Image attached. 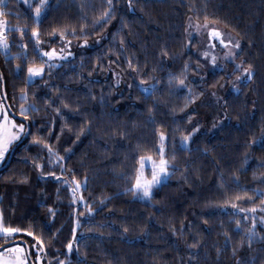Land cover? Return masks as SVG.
I'll return each mask as SVG.
<instances>
[{
  "label": "trees",
  "instance_id": "16d2710c",
  "mask_svg": "<svg viewBox=\"0 0 264 264\" xmlns=\"http://www.w3.org/2000/svg\"><path fill=\"white\" fill-rule=\"evenodd\" d=\"M34 6L29 8L24 0H4L5 11L11 13L6 17L9 28H26V34L22 38L18 30L6 33L10 48L7 57L0 51V86L16 118L22 120V89L39 111L24 121L31 134L12 146L11 157L0 168V209L13 225H37L35 231L43 234L46 243L43 263L264 264V221L259 219L264 213L256 215L257 235L249 247L251 214L237 230L235 221L244 213L233 215L236 210L222 203L225 192L234 197L245 190L254 199L237 203L251 208L261 199L253 190L264 191V148L251 143L264 135V0H132L131 7L129 0H113L112 17L99 25L94 21L108 7L107 0H49L39 23L45 50L57 47L60 40L58 34L49 35L52 29L66 24L77 28L79 38L70 37L72 41L83 43L81 24L86 25L88 41L104 39L59 61L42 79L26 83L29 63L41 62L31 37L37 26ZM197 14L201 22L204 15L217 18L218 25L238 37L241 47L236 58L245 67L251 63L255 75L239 85L238 93L225 96L226 122L218 130L196 133L182 146V136L192 130L193 106L204 96V86L215 89L225 77L216 70L204 82L195 79L199 59L188 49L185 29L187 16L195 20ZM23 44L28 45L26 56L14 58L25 51ZM162 49L168 55H162ZM129 59L142 71L130 69ZM186 63L188 87L177 90L175 83L168 84L169 74H180ZM112 67L129 78V87L122 92L110 75ZM151 77L157 79L158 90L148 96L137 85L142 78L152 82ZM189 88L197 98L184 107ZM46 100L55 103L49 106ZM61 101L70 107L64 108ZM56 106L64 118L55 112ZM158 130L167 134V152L176 157L175 170L153 190L151 199H141L125 189L131 186L128 177L134 175L136 158L148 154L141 149H154L157 144ZM33 136L44 137L66 157L61 162L62 179L87 177L76 195L82 194L94 209L90 215L83 202H73L67 186L47 175H60L61 169L48 163L46 147L34 143ZM35 164H43V170ZM221 174L227 189L221 187ZM79 213L83 215L78 217ZM77 218L78 248L74 246L69 254L66 245ZM195 241L198 247L190 248Z\"/></svg>",
  "mask_w": 264,
  "mask_h": 264
},
{
  "label": "snow or ice",
  "instance_id": "6c2138e0",
  "mask_svg": "<svg viewBox=\"0 0 264 264\" xmlns=\"http://www.w3.org/2000/svg\"><path fill=\"white\" fill-rule=\"evenodd\" d=\"M132 0H129V6L131 7ZM24 3L32 8L33 4V19L36 22V27L32 28L31 37L35 40L33 45V50L37 51L38 59L41 61L39 64L34 62H30L27 67V78L26 83L34 82L36 78H43V74L46 70H50L53 67H57L58 61H62L72 56L73 53L70 51L72 46V38H79L77 33V28L74 24H66L62 27H56L52 29V32L49 34L52 37H55L57 34L60 38L61 46L59 48L52 47L49 50H45L42 45L45 41L40 39V29L39 23L41 19L47 14L49 0H39L38 3L35 0H24ZM108 7L103 10L100 16L94 21V25L102 24L108 20L113 15V0H107ZM11 13L5 11L4 0H0V51H3L5 56L7 57L8 50L10 48V44L8 41V37L6 32L12 30H18L21 33V37L26 34V28L20 27L18 29H10L7 27L8 21L7 16ZM81 19L86 20L87 17L83 16ZM217 18H210L208 15H204L203 23H201L200 17L197 14L195 20L192 16H190L187 20V27L185 31L191 37L194 32L204 33L207 39V46L202 51V56L205 59L210 58L212 65L217 64V56L215 55V49L217 46H222L227 51L224 53V59L228 61H235L237 51L240 49L241 44L238 39L233 37L231 34L225 33L222 29L217 27L218 24ZM86 25H80V34L84 35L83 44H88V39L86 37ZM125 43L124 37H120V44L123 46ZM28 45L23 44L22 48L25 50L23 53L14 54V58L20 59L21 55L26 56V50ZM162 55H168L166 49H162ZM47 58V59H45ZM113 63V61H110ZM99 66V64H98ZM17 70L20 69V65L17 64ZM128 67L130 69H134L136 72H141L142 70L138 65H134L132 60H128ZM190 67L189 64L184 65V70L176 75L169 74L168 84L171 86L175 83L177 90L188 87L186 84L187 75L186 72ZM111 70V69H109ZM222 70V69H221ZM236 75L235 79L232 81V90L235 92L240 91L239 85L241 83H246L251 81L255 75L253 65L249 63L247 67H244L243 61L235 64L234 69ZM91 74V73H90ZM119 76V73H116ZM0 79H2V74H0ZM149 79L142 78L137 87L140 89L142 94L151 96L157 92V84L158 81L155 77ZM119 83V80H117ZM220 87H224V85H220ZM199 95H203L200 93ZM211 95L216 96L215 92H212ZM188 97L186 98V103L184 107H187L188 103H192L197 97L192 95V89H188ZM4 99L6 96L0 97V164H4L6 162L7 154L9 153L12 146L19 141L22 136L31 134L29 131L28 124L24 121L30 120V114L38 112L39 108L35 103L28 101V91L26 89L21 90L20 100L22 103L19 106V116L22 120L18 121L14 118L13 114L8 111V107L4 104ZM222 97L217 96V101L219 102ZM46 104L49 106L54 105V101L46 100ZM224 103L227 104V100H224ZM61 104L64 108H69L70 105L66 101H61ZM55 112L60 115L62 118L63 113L60 106L55 107ZM183 110V109H181ZM226 115V114H225ZM53 123L55 121L53 120ZM67 126V125H65ZM216 127V124L213 125ZM71 131V128H69ZM84 128L81 127L80 133L84 132ZM63 131V128L61 129ZM198 131V128H194L193 132ZM192 133H188L187 135L182 136L181 144L187 145V142L191 139ZM59 139V137H57ZM77 139H79V134H77ZM167 134L164 130H158V141L154 146V149L145 150L147 151V155H140L136 158L137 166L134 168V175L128 177L132 183L131 186L126 188L125 191L132 192L135 196H140L141 199H151L153 196V190L160 186L168 177H170L174 170V161L176 159L175 155L169 157L167 152ZM33 142L38 144H43L47 149V160L48 163L53 166H59L61 169L60 175H57L55 172L47 173V175L53 176L56 178L58 182H62L65 186H67L72 192V200L73 202L81 201L84 203L85 208L87 209V213L90 215L94 209L88 204L85 200L84 196L81 194L77 196L76 193L81 190L82 187L87 184V177L84 178L83 181L77 179L75 175H72L71 178H64L65 166L62 161L66 159L65 156L60 155L59 151L53 147V145L46 140L42 136H33ZM252 144H260L262 148H264V135H261L258 139H254ZM138 148L140 146L138 145ZM247 156H245V163H247ZM35 163V161H34ZM36 167L43 170V164H35ZM150 169V175L146 171ZM74 171V170H69ZM24 181L27 180V177L23 178ZM221 187L227 189L229 186L223 183V174H221ZM234 183L239 184L238 178L234 180ZM253 192L257 194L260 199V204H253L251 208L240 207L238 201L242 199H247L249 201L254 199L253 195H249L248 191L241 190L234 197L230 196L225 192V198L222 203L224 205H231L233 209L236 211L233 215H239L240 213H244V216L236 219V229L239 230L242 223L249 219V214H251V227L247 229V239L249 247L252 242L256 238V215L258 212L264 213V191H260L259 189H254ZM104 200H101V204H103ZM50 213L55 216V210L49 209ZM79 215H83V213H79ZM260 221H264V215L259 217ZM207 223V221H205ZM76 226L72 228V239L68 241L66 247L68 253L71 254L74 246L78 248V237H77V229L80 225L79 218L76 219ZM103 227V225H101ZM37 225L30 224L29 227L25 228L20 225H13L12 223L6 221L3 210L0 209V240L4 243H0V264H41L42 258L46 255V243L43 234H37L35 229ZM129 228L127 226L124 227L123 232L127 233ZM224 235L230 239L228 232H225ZM25 237L32 238L31 241L25 239ZM19 241V242H18ZM199 241L193 242L189 247L197 248ZM35 249V252L32 251ZM236 249H233V254L235 255ZM35 257V260L30 259L31 257ZM59 264H66L65 260H60ZM238 264H241L238 261Z\"/></svg>",
  "mask_w": 264,
  "mask_h": 264
},
{
  "label": "rangeland",
  "instance_id": "374dc122",
  "mask_svg": "<svg viewBox=\"0 0 264 264\" xmlns=\"http://www.w3.org/2000/svg\"><path fill=\"white\" fill-rule=\"evenodd\" d=\"M189 17L190 15H188L186 18V27H187V20ZM216 26L222 29L225 33L231 34L233 37L238 39L236 35L224 29L220 25L217 24ZM7 27L9 28L8 24H7ZM103 39H104V36L98 37L94 39L93 41H88L87 45H84L83 43H79L76 41H72V46H71L70 51L73 54L84 52L87 49L94 47L98 45L99 43H101ZM186 39H187L188 49L192 50L194 54L197 56V58L199 59V63L196 67L197 68V74L195 75L196 80L204 82L209 73L216 71V70H221V69L224 72V76H225L223 81L215 89H207V87L204 86V91H205L204 96L202 97L200 101H198L193 106V110L195 112V118L192 122V130L189 132V133H192V137H191L192 139L194 134L199 133V132H208V133L215 132L226 122V115H225V110H224V99L228 93L235 92L232 90V81L235 79V75H236L234 69H235V64L240 63L241 61H239L237 58H235V61L225 60L224 53L227 51V49H224L222 46L218 45L217 48L215 49V55L217 56V64L214 66L211 63L210 58L205 59L201 54L202 51L207 46V39L204 33H197L193 31V34L190 37L188 33L186 32ZM60 46L61 44L59 40L57 48H59ZM236 51L238 55L240 49ZM116 73H119V76H117ZM110 75L113 78L114 84L117 87L118 92H122L125 88L129 87V84H130L129 78L124 76L120 71H118L114 67L111 68ZM117 80H119V83H117ZM220 85H224V87H220ZM212 92H215L217 95L216 96L211 95ZM217 96L222 97L223 99H221L218 102ZM0 97H4L2 90H1V86H0ZM4 104L8 106L5 99H4ZM8 111L10 112L9 108H8ZM13 116L15 119L20 121V119L16 118L15 115ZM214 124H216V127H213ZM194 128H198V131L193 132ZM189 141L187 142V145ZM182 146H185V145H182ZM9 153L7 154V156L9 155ZM146 171L150 175V169H147ZM136 197L140 198V196H136ZM32 251L35 252V249H32ZM30 259L35 260V257L33 256ZM41 264H44L43 258H42Z\"/></svg>",
  "mask_w": 264,
  "mask_h": 264
},
{
  "label": "water",
  "instance_id": "95a60500",
  "mask_svg": "<svg viewBox=\"0 0 264 264\" xmlns=\"http://www.w3.org/2000/svg\"><path fill=\"white\" fill-rule=\"evenodd\" d=\"M1 90H2V93L4 94V89L2 88ZM11 155H12V151H10L9 156H8V159L11 157ZM8 159H7V160H8ZM0 168H1V167H0Z\"/></svg>",
  "mask_w": 264,
  "mask_h": 264
},
{
  "label": "flooded vegetation",
  "instance_id": "af4514ba",
  "mask_svg": "<svg viewBox=\"0 0 264 264\" xmlns=\"http://www.w3.org/2000/svg\"><path fill=\"white\" fill-rule=\"evenodd\" d=\"M8 156H9V155H8ZM8 156H7V158H6V159H8ZM4 164H5V163H4ZM4 164H1V165H0V167H2ZM18 242H19V241H18Z\"/></svg>",
  "mask_w": 264,
  "mask_h": 264
}]
</instances>
